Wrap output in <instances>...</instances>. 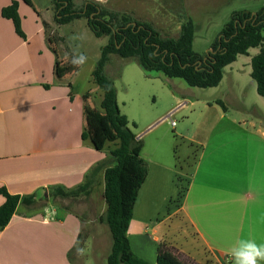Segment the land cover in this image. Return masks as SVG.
I'll return each mask as SVG.
<instances>
[{"label": "crops", "instance_id": "1", "mask_svg": "<svg viewBox=\"0 0 264 264\" xmlns=\"http://www.w3.org/2000/svg\"><path fill=\"white\" fill-rule=\"evenodd\" d=\"M12 1L0 0V187L11 195H36V204L20 205L9 225L0 231V264H82L80 256L74 259L73 251L84 232L92 230V213L99 206L103 214L107 210L104 172L98 175L89 196L57 197L55 189L72 190L82 185L111 150L99 152L90 140L82 138L84 108L85 104L93 108V93L87 92L90 96L85 102L87 93L76 91L74 78L81 68L63 79L56 77V60L66 63L47 41L44 23H49L51 5L43 15L33 2L30 7L23 0H15L27 37L24 40L17 35L13 22L2 17V10ZM91 81L95 85L93 77ZM100 97L102 103L103 95ZM183 106L180 103L173 110ZM238 131L205 148L181 206L168 216L171 220L180 214L193 229L198 245L195 256L183 245L173 244L180 254L198 264H227L224 246L237 239L255 238V220L247 203L251 196L257 197L264 223V133ZM153 174L160 183L164 179L161 168ZM81 200L87 201L83 213L71 207ZM61 201L65 205H60ZM4 202L0 196V206ZM148 221L137 218L135 205L129 240L140 258L157 264L159 244L167 241L151 238L149 228L158 234L162 222ZM90 240L99 248L98 238L91 235L84 240L83 249Z\"/></svg>", "mask_w": 264, "mask_h": 264}, {"label": "rangeland", "instance_id": "2", "mask_svg": "<svg viewBox=\"0 0 264 264\" xmlns=\"http://www.w3.org/2000/svg\"><path fill=\"white\" fill-rule=\"evenodd\" d=\"M85 1L97 3V0H75L76 7L80 8ZM32 2L43 15L46 13L45 9L51 5L49 23L46 25L47 36L54 39L52 46L60 52L62 63L65 62V53L71 54L73 48L78 47L79 51L88 56L87 64L74 78L77 79L76 91H91V106L101 111L100 94L103 95V92L93 84L91 78L109 37L96 38L90 31L86 18L68 25H58L55 21L58 11L50 0ZM100 6L109 11L126 14L135 21L152 24L163 38L178 37L182 15H186L195 25L194 51L205 56L234 12L247 11L256 14L264 9V0H107L106 4ZM73 36L82 39H70ZM258 52L259 49H253L250 57L239 56L235 64L224 69L221 83L208 89L192 88L181 79H170L161 73L147 72L135 58L110 56L106 75L117 89L121 113L128 118L130 129L143 143L141 156L149 167V175L136 203L137 218L146 221L151 219L149 221L154 223L162 222L158 234H153V229L149 228L148 234L151 238H165L166 243L173 247V242H176L195 256L198 245L195 244L193 229L183 222L180 214L173 216L171 220L168 216L173 215L181 206L205 148L215 140H221L223 136L226 138L232 132L238 133L241 129L264 133V98L258 94L257 84L251 77V58ZM66 65L71 66L69 63ZM218 101L225 104L226 111ZM180 103L184 106L171 119L165 120L168 113ZM173 121L175 126H172ZM114 148V144L106 146V149ZM158 168L165 173L161 183L155 180L156 175L153 174ZM252 197L247 203L249 214L255 220L252 229L254 239L264 243L262 208L257 206V197ZM60 205L65 203L61 201ZM71 205L74 211L83 213L87 201L81 200ZM92 214V230L84 232V238L79 245L83 248L84 240L96 235L99 248L93 246V241L90 240L83 254H77L75 250L73 256L74 259L80 256L82 264H96V260L98 264H107L106 256L112 249L113 240L108 226L101 224L98 218V215L103 214V207L99 206L98 211ZM85 215L91 217L87 212ZM177 228L179 230L175 231ZM233 243L223 248L227 253V264H233L229 254ZM180 259L186 264H192V259L185 255L180 256ZM192 262L197 264L194 260Z\"/></svg>", "mask_w": 264, "mask_h": 264}, {"label": "trees", "instance_id": "3", "mask_svg": "<svg viewBox=\"0 0 264 264\" xmlns=\"http://www.w3.org/2000/svg\"><path fill=\"white\" fill-rule=\"evenodd\" d=\"M23 1L32 7L31 0ZM50 1L58 11L55 17L58 25H68L86 18L96 38L109 37L92 73L95 85L103 92L101 111L85 104L86 128L82 138L90 140L99 152L104 151L107 144L115 145L109 156L91 171L82 185L72 190L56 188L55 196H89L98 175L103 171L107 210L99 221L108 226L113 240L107 264H149L133 251L128 234L140 190L149 175V167L141 156L143 143L130 129L128 118L121 113L117 89L106 75L110 56L135 58L147 72L181 79L192 88L208 89L221 83L224 69L235 63L239 56H248L251 49H259V53L251 60V77L257 84L258 94L264 98V9L256 14L234 12L211 50L201 56L193 48L194 22L186 15H182L178 37L163 38L152 24L109 11L94 1H85L80 8L76 7L75 0ZM2 17L11 20L17 35L26 40L18 1L14 0L5 7ZM44 25L46 27L47 24ZM47 41L56 54L52 46L54 39L47 36ZM76 71L72 65H63L56 60L57 79H63ZM89 96L88 93L84 95L85 102ZM217 103L224 111L227 110L222 101ZM0 196L5 198L4 204L0 206V231L9 225L20 205L31 207L36 204V195H11L4 187H0ZM180 256L184 255L170 244L162 242L158 247L157 264H186ZM190 263L195 264L192 260Z\"/></svg>", "mask_w": 264, "mask_h": 264}, {"label": "clouds", "instance_id": "4", "mask_svg": "<svg viewBox=\"0 0 264 264\" xmlns=\"http://www.w3.org/2000/svg\"><path fill=\"white\" fill-rule=\"evenodd\" d=\"M97 3L104 5L107 0H97ZM70 39H82V37H70ZM65 62L72 65L74 69H80L88 62V56L73 48L71 54L65 53ZM83 248H77V254H83ZM229 254L233 264H264V243L257 242L254 238L237 239L230 247Z\"/></svg>", "mask_w": 264, "mask_h": 264}, {"label": "built area", "instance_id": "5", "mask_svg": "<svg viewBox=\"0 0 264 264\" xmlns=\"http://www.w3.org/2000/svg\"><path fill=\"white\" fill-rule=\"evenodd\" d=\"M182 106V105H181ZM175 113H176V110H173V111H171L164 119L166 120V119H171L172 118V116L173 115H175ZM176 124H175V122L173 121L172 122V126H175Z\"/></svg>", "mask_w": 264, "mask_h": 264}]
</instances>
